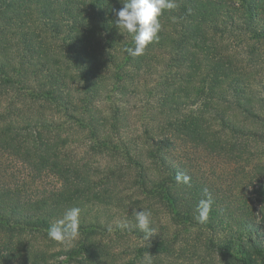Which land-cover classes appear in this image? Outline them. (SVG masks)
I'll return each mask as SVG.
<instances>
[{
  "label": "trees",
  "instance_id": "16d2710c",
  "mask_svg": "<svg viewBox=\"0 0 264 264\" xmlns=\"http://www.w3.org/2000/svg\"><path fill=\"white\" fill-rule=\"evenodd\" d=\"M177 2L159 40L132 57V35L116 26L121 0H0V264H144L147 253L152 264H188L191 228L225 233L206 249L229 264L264 251V226L219 204L173 156L222 150L229 136L264 140V89L251 69L263 56L264 0ZM43 172L59 189L29 193L20 175ZM72 207L78 238L49 239ZM134 209L152 213L148 241Z\"/></svg>",
  "mask_w": 264,
  "mask_h": 264
},
{
  "label": "rangeland",
  "instance_id": "374dc122",
  "mask_svg": "<svg viewBox=\"0 0 264 264\" xmlns=\"http://www.w3.org/2000/svg\"><path fill=\"white\" fill-rule=\"evenodd\" d=\"M263 56L253 59V71L256 87L264 89V47ZM248 60V58L246 59ZM245 65V63H243ZM248 68V67H247ZM159 74H154L151 79L158 80ZM139 92V91H137ZM158 95L154 96V99ZM127 98L137 105L142 103L155 104L151 96L139 97L130 94ZM126 98V99H127ZM146 99V100H145ZM128 103V102H127ZM150 104V105H151ZM130 105V104H129ZM131 106V105H130ZM226 146L222 150L212 151L203 146L189 145L180 152H174V158L183 161L189 173L194 174L196 179L201 181L209 193L218 199L221 205H228L235 214L244 213L260 225L264 226V140L241 138L229 136ZM14 164V165H13ZM14 172H25L24 166L13 162ZM25 177L24 186L31 189L29 193L41 195L59 189L60 180L50 173L43 172L39 176ZM192 233L185 237L182 249L183 257L188 264H229L216 252L213 245L210 251L206 249L209 239L224 238L227 236L223 232H210L209 230L191 228ZM263 242H264V237ZM228 246H234V241L229 240ZM229 246V247H230ZM121 255L127 250L125 246L115 245ZM251 257L252 264H264V251H251L246 254Z\"/></svg>",
  "mask_w": 264,
  "mask_h": 264
},
{
  "label": "clouds",
  "instance_id": "9594fccd",
  "mask_svg": "<svg viewBox=\"0 0 264 264\" xmlns=\"http://www.w3.org/2000/svg\"><path fill=\"white\" fill-rule=\"evenodd\" d=\"M121 2L123 7L116 12V26L119 30L122 29L132 35L134 47L125 49L132 57L142 55L150 43L159 40L158 34L162 30L160 17L164 11H172L179 7L177 0H121ZM172 19L175 21L176 17L173 16ZM189 181L190 177H183L184 183ZM211 207V198L201 199L198 202L196 211L200 223L207 221ZM80 212L79 207L68 209L62 218L48 229L49 239L71 245L79 236ZM133 215L137 227L144 234L143 238L148 241L155 233L151 227V211L147 209L137 211L134 209ZM151 256L149 253L145 255L144 264H152Z\"/></svg>",
  "mask_w": 264,
  "mask_h": 264
}]
</instances>
